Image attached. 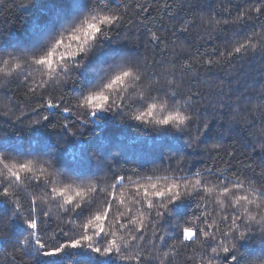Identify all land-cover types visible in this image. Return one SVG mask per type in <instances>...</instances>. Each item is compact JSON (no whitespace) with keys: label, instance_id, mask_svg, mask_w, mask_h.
<instances>
[{"label":"snow or ice","instance_id":"6c2138e0","mask_svg":"<svg viewBox=\"0 0 264 264\" xmlns=\"http://www.w3.org/2000/svg\"><path fill=\"white\" fill-rule=\"evenodd\" d=\"M163 6L169 10V19L176 21L177 27L172 32L179 30L189 34L191 28L179 17V12H171L172 4L165 0ZM133 9L138 20L131 15ZM149 12L148 5L134 6L125 2L122 7L119 0H90L88 14L53 38L46 50L25 55L0 54V64L4 66L0 68V88L7 85L9 89L26 90L37 97V104L32 106L35 118L27 117L29 126L48 119L47 112L41 111L44 108L70 117L74 125L87 122L89 116L94 117L100 111H120L154 132L175 129L183 133L197 123L199 113L195 109L209 102L208 98L196 91L189 94L188 101L181 103L178 91L169 94L173 79H168L166 84L157 79L158 61L153 58L152 64H147L138 51L128 48L127 44L124 45L128 51L106 70L103 82L85 94H73L67 89L65 94L54 95L49 91L48 81L41 79L37 84L33 78V66H38L36 71L46 70L42 74L51 77L59 70L58 79L74 81L75 70L83 64L77 57L87 58L100 41L115 43V38L134 24L145 29L144 34L149 36L147 43L159 47L163 42L159 30L144 26ZM205 20L212 24L221 22L215 16H201V21ZM222 20L225 25H233L238 30L235 35H243V39L216 55L228 64L233 60L254 59L259 54L264 68V0H249L237 7L234 17L229 12ZM201 67L210 76L223 64L220 59L209 58ZM260 75L264 77V71ZM146 82L151 83L144 89L145 94L136 95V89H143ZM232 83L226 79L209 83V89L216 92L211 103L217 106L218 112L227 109L231 116L228 128L221 135L245 149L250 146L253 155L247 159L259 158V170L251 162L244 165V170L232 165L231 161L238 158L235 148L225 150L230 159L224 161L227 165L224 169L208 164L198 168L185 164L183 158L178 159L175 168L169 163L173 175L171 181L164 184H160L159 177L153 178L154 172L143 175L149 169L131 167L116 171L109 164L112 183L107 189L97 190L95 196H89V192L96 190L95 186H89L91 180L78 182L60 171L52 160L21 159L0 152V240L4 241V247H0V264H26L25 258L27 264H41L44 259L61 257L67 249H87L120 264H155L156 260L159 264H176L171 254L177 249H192L195 253L186 257L185 264H196V257L199 264H264V252L248 255L243 251L245 243L264 247V88L255 96L244 91L234 95ZM225 84L229 85L227 89ZM118 88L124 95L117 92ZM113 92H117L116 98L110 100ZM66 94L72 95L66 99ZM50 95L51 98L45 99ZM164 98L168 102H163ZM157 99L162 102L157 104ZM72 100L76 101L75 105ZM241 115L244 128L255 136L254 141L237 135ZM17 122L25 124V119L17 117ZM257 125L258 135L252 132ZM200 126L207 129V121ZM60 127L69 129V122ZM74 129L69 130H80L79 127ZM226 142L214 143L205 151L219 158L217 150ZM40 165L50 170L46 178L36 175ZM39 170L45 172V168ZM132 176H139L140 181H132ZM163 179L168 181L167 176ZM129 184L135 185L131 206L124 199ZM117 201L125 211L119 210ZM45 204H55L58 223H54L51 212L43 207ZM251 205L256 212L250 209ZM114 208L118 215L113 212ZM76 221H80L78 226Z\"/></svg>","mask_w":264,"mask_h":264},{"label":"trees","instance_id":"16d2710c","mask_svg":"<svg viewBox=\"0 0 264 264\" xmlns=\"http://www.w3.org/2000/svg\"><path fill=\"white\" fill-rule=\"evenodd\" d=\"M70 1L72 3L76 0H0V54L6 55L11 52L25 55L46 50L53 38L79 23L89 12L90 0H77L84 1L81 6L83 9H79V13L78 11L74 13L75 18L65 17L63 13L70 7ZM119 2L122 7L125 2L134 6H149L150 12L146 14L144 26L153 31L159 30L158 34L163 39L159 47L154 43H147L149 36L144 34L145 29L134 24L116 37L115 43L100 41L94 45L87 58L77 57V60H83V64L75 70L74 81H66L62 77L58 79L59 70L50 77L42 74V72L46 73V70L36 71L38 66H33L35 82L38 84L41 79L48 81L49 91L54 95L65 94L67 89L73 94H85L103 82L106 70L119 60L118 56L128 51L124 45L127 44L128 48L138 51L147 64L151 65L153 58L158 61L155 66L157 79L161 84L173 79L174 85L169 90V94L178 91L177 98L181 103L188 101L189 94L196 91L208 98L209 102L202 103L195 109L199 113L197 123L183 133L172 129L154 132L150 127L128 118L120 111H100L94 117L89 116L87 122L74 125L70 117L61 116L56 110L44 108L41 111L47 112L48 119L41 124L29 126L27 117L35 118L32 106L37 104V97L26 90L15 87L9 89L5 85L0 88V152L21 159L52 160L60 171L78 182L91 180L88 184L95 186L96 190L89 192V196H95L97 190L107 189L112 183L109 164L114 166L116 171L131 167L149 169L143 175H151L154 172L153 178L159 177L160 184H164L170 182L173 175L169 170V163L175 168L178 159L183 158L185 164L198 168L208 164L224 169L227 167L224 161L230 159L225 155V150L235 148L238 150V158L231 161L232 165L244 170V165L251 162L259 170V158L252 161L247 159L248 156L253 155L250 146L245 149L240 143L221 135L228 128L231 116L227 109L217 111V106L211 103L216 98V92L208 87L209 83L216 84L219 80L226 79L233 81L231 87L234 95L244 91L249 96H255L258 95L259 89L264 88V77L260 75L264 68L261 67L259 54L254 59L233 60L228 64H224L223 59L216 55L224 51L226 46L231 49L233 44L243 39V35H235L238 30L231 24L225 25L222 18L228 17L229 12L234 17L237 7L245 5L249 0H167L172 4L171 12L173 14L179 12V17L191 28L189 34L179 30L172 32L177 24L175 20L169 19V10L163 6L165 0H119ZM131 15L133 19H139L135 17L134 9L131 10ZM201 16H215L221 19V22L219 24L208 23L207 20L202 22ZM64 20L66 22L63 23ZM161 25L164 27L162 28ZM100 44L103 47H100ZM162 49L164 51H161ZM104 54H110L111 57L110 55L105 57ZM209 58L220 59L223 64V67H216L210 76L204 73L201 67ZM3 67L0 64V68ZM226 73H231V76H226ZM149 83L151 82H146L143 89L137 88L135 94L144 95V89L148 88ZM228 87L229 85L225 84V89ZM117 92L124 95L120 88ZM117 92L110 93V100L116 98ZM69 95L72 94H66V99ZM47 98H51V95L45 97ZM155 102L159 104L162 101L157 99ZM163 102H168L167 98H164ZM71 103L75 105L76 101L72 100ZM117 103H120L118 99ZM17 117L24 118L25 124L17 122ZM205 120L208 123L207 129L200 126ZM65 122H69V129L75 130V127H79L80 130L73 132L60 127ZM244 123L241 115L236 130L237 135L241 139L247 137L254 141L255 136L245 130ZM252 132L258 135L259 125ZM222 140L227 142L217 150L219 158L205 151L206 148L211 149L214 143ZM163 161L164 163L160 164ZM40 168H45V172L42 173ZM47 171L50 170L40 165L36 175L46 178ZM97 176L98 179H94ZM166 176L168 181L163 179ZM131 180L140 181V177L132 176ZM134 192V184L126 186L124 199L129 206ZM117 205L120 211L126 210L123 205H119V201ZM43 207L51 212L54 223H58L55 204L51 206L45 204ZM249 207L253 212L257 211L254 205ZM218 208L219 206L216 205L217 210ZM113 212H116L115 208ZM116 214L118 215V212ZM79 223L80 221H76V226ZM119 235L117 233V236ZM0 247H4L2 240ZM243 251L248 255H256L264 252V247L255 243H245ZM171 255L175 257L176 264H185L186 257L195 256V253L192 249L186 251L177 249ZM25 261L27 264V258ZM41 264H120V262L98 257L87 249H67L61 257L53 260L44 259ZM155 264H159V260H156ZM196 264H199V257H196Z\"/></svg>","mask_w":264,"mask_h":264},{"label":"rangeland","instance_id":"374dc122","mask_svg":"<svg viewBox=\"0 0 264 264\" xmlns=\"http://www.w3.org/2000/svg\"><path fill=\"white\" fill-rule=\"evenodd\" d=\"M84 2V1H83ZM83 2L82 1H73L72 3H71V1L69 2V6L70 7H68L66 10H64V13H63V15L65 16V17H67V18H71V17H74L75 18V14H73V13H75L76 11H78L77 13H79V9H83L81 6H83ZM80 10V11H81ZM61 14V13H60ZM59 16H62V15H59ZM69 16V17H68ZM63 17V16H62ZM62 19V18H61ZM64 22H66L65 20L63 21V23ZM107 55V56H106ZM109 55L110 54H104V56L105 57H109ZM110 57H111V55H110ZM119 58L121 57V56H118ZM90 71H92V70H90ZM201 151V150H200Z\"/></svg>","mask_w":264,"mask_h":264},{"label":"clouds","instance_id":"9594fccd","mask_svg":"<svg viewBox=\"0 0 264 264\" xmlns=\"http://www.w3.org/2000/svg\"><path fill=\"white\" fill-rule=\"evenodd\" d=\"M173 130H175V129H173ZM176 131V130H175Z\"/></svg>","mask_w":264,"mask_h":264},{"label":"bare ground","instance_id":"6f19581e","mask_svg":"<svg viewBox=\"0 0 264 264\" xmlns=\"http://www.w3.org/2000/svg\"><path fill=\"white\" fill-rule=\"evenodd\" d=\"M74 14V13H73Z\"/></svg>","mask_w":264,"mask_h":264}]
</instances>
